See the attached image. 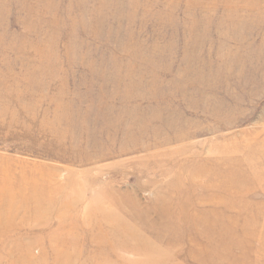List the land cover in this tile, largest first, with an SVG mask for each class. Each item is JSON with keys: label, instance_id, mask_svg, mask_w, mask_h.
Instances as JSON below:
<instances>
[{"label": "rangeland", "instance_id": "374dc122", "mask_svg": "<svg viewBox=\"0 0 264 264\" xmlns=\"http://www.w3.org/2000/svg\"><path fill=\"white\" fill-rule=\"evenodd\" d=\"M0 264H264V0H0Z\"/></svg>", "mask_w": 264, "mask_h": 264}, {"label": "bare ground", "instance_id": "6f19581e", "mask_svg": "<svg viewBox=\"0 0 264 264\" xmlns=\"http://www.w3.org/2000/svg\"><path fill=\"white\" fill-rule=\"evenodd\" d=\"M0 197H2V196L0 195Z\"/></svg>", "mask_w": 264, "mask_h": 264}]
</instances>
